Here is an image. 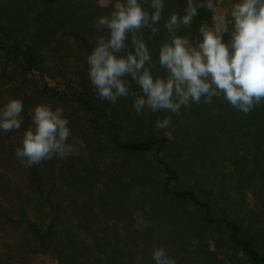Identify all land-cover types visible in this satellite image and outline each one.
Segmentation results:
<instances>
[{
	"label": "trees",
	"instance_id": "16d2710c",
	"mask_svg": "<svg viewBox=\"0 0 264 264\" xmlns=\"http://www.w3.org/2000/svg\"><path fill=\"white\" fill-rule=\"evenodd\" d=\"M114 2L100 7L97 0H0V81L17 83V73H37L29 81L30 97L77 106L93 133L81 138V148L71 130L73 153L26 166L15 151L30 126L29 96L16 93L24 125L9 153L24 165L25 180L21 188L0 174L3 193L14 199L13 209L3 206L0 217L25 228L27 251L56 264H156L157 248L175 264H264V100L248 113L221 94L208 103L203 96L190 101L179 114L147 107L137 114L133 101L142 93L130 77V94L116 103L98 99L86 77L48 84V51L66 37L84 53L80 60L88 70L96 37L108 35L96 20L109 15ZM186 3L165 0L155 37L140 30L155 76L167 75L158 63L159 47L170 39L164 21L172 12L183 14ZM198 13L178 30L193 45L202 39L200 25L212 24L211 10ZM230 32L231 26L225 41ZM165 116L171 123L162 131L156 121ZM0 264L16 263L0 257Z\"/></svg>",
	"mask_w": 264,
	"mask_h": 264
},
{
	"label": "clouds",
	"instance_id": "9594fccd",
	"mask_svg": "<svg viewBox=\"0 0 264 264\" xmlns=\"http://www.w3.org/2000/svg\"><path fill=\"white\" fill-rule=\"evenodd\" d=\"M109 3L97 0L100 7ZM164 7L165 0H115L111 13L96 20L97 28L108 32L106 37H96L87 56L88 77L98 99L116 103L120 97H127L131 80L142 93L133 101L137 114L145 107L179 114L181 106L190 101L199 103L203 96L208 103L221 94L232 106L248 113L264 100V0H232L220 11L214 0H187L183 14L172 12L164 21L170 39L160 45L158 63L167 75L155 76L148 66L152 54L140 30H147L150 37L158 35ZM201 7L211 10L212 24L200 25L202 39L193 45L178 30L190 25ZM229 24L230 39L225 41ZM23 110V101L18 98L0 108V132L19 130ZM31 119L34 127L24 131L21 146L15 151L26 166L54 156L65 159L73 153V145L66 144L71 129L62 108L38 104ZM170 123L165 116L156 121V127L164 131ZM78 143L86 147L83 139ZM152 256L156 264H175L163 248L154 249Z\"/></svg>",
	"mask_w": 264,
	"mask_h": 264
},
{
	"label": "rangeland",
	"instance_id": "374dc122",
	"mask_svg": "<svg viewBox=\"0 0 264 264\" xmlns=\"http://www.w3.org/2000/svg\"><path fill=\"white\" fill-rule=\"evenodd\" d=\"M232 0H218L217 11L225 9ZM231 26V24H229ZM49 49V48H48ZM84 56L80 54L78 45L74 39L66 37L62 41L61 45L56 49H49L48 51V67L45 72V78L49 85L52 87L55 85L56 80L66 77L73 80H80L83 77H88V70L85 68L86 63L84 60H80V57ZM4 60V59H3ZM7 62L6 60H4ZM11 66V63L8 64ZM17 83H8L7 81H0V107L2 108L5 102H9L11 99L16 98V93H21V96H29L28 100V114L30 117V126L32 124V112L36 105L47 104L53 109L60 107L63 109L64 116L69 118V128L79 136L78 141L83 138H91L93 136L92 131L88 127L87 118L84 113L71 103L52 99L41 103L39 100L34 99L31 96L32 87L29 81L36 79L39 75L35 72L23 74L17 73ZM16 78V79H17ZM15 86H18L15 88ZM21 120L23 116L21 114ZM24 122L19 130L12 132H0V174H4V179L23 188V181L25 180V168L21 165V162L16 157L11 156L9 152L14 150L15 142L22 137V128ZM67 144H72V141H67ZM48 160L42 161L41 164L44 166ZM14 199L3 193V188L0 185V210L1 208L7 207L8 209L14 204ZM11 208L10 210H12ZM15 213V211H14ZM16 214V213H15ZM17 219V216H15ZM27 231L22 226H16L6 224L3 218L0 217V257L13 258L16 264H56L53 260L40 254H33L26 250L24 244L28 239Z\"/></svg>",
	"mask_w": 264,
	"mask_h": 264
}]
</instances>
